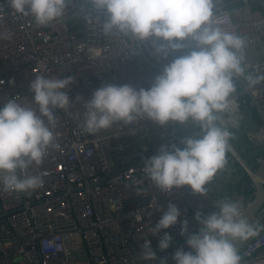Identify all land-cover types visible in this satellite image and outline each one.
Listing matches in <instances>:
<instances>
[{
	"label": "built area",
	"instance_id": "2783aa9c",
	"mask_svg": "<svg viewBox=\"0 0 264 264\" xmlns=\"http://www.w3.org/2000/svg\"><path fill=\"white\" fill-rule=\"evenodd\" d=\"M263 1L214 4L215 16L221 21L227 18V30L246 40L245 75L264 74ZM106 19L90 0H73L62 18L38 26L31 16L12 11L8 0H0V34L10 37L0 38V107L9 98L35 107L29 89L38 75L73 78L63 90L72 105L53 110L58 147L48 149L42 165L28 169L42 175V187L16 193L0 185V264H161V260L175 264L177 250L191 251L187 238L201 226L196 214L204 218L218 212L215 205L223 200L239 201L248 222L259 226L258 235L239 250L241 264H264V218L249 213L255 185L248 180L251 191L246 189L243 182L248 176L231 154L203 196L190 186L161 192L142 172L145 161L158 155L162 146L169 151L173 145L183 148L184 137L199 135L191 121L159 125L138 120L132 125L116 123L95 134L83 130V103L96 89L104 84L150 88L166 65L198 50L189 38L180 50L158 53L161 42L154 38L133 42L119 33L105 35L101 22ZM233 82L236 113L251 110L259 123L240 141L251 161L239 151L257 171L264 161V81L253 88L244 77ZM170 203L178 207L180 222L153 235L150 231L162 215L160 209L167 210ZM184 220L187 232L181 235ZM165 233L171 242L161 251L158 243ZM145 241H150L156 260L140 258Z\"/></svg>",
	"mask_w": 264,
	"mask_h": 264
},
{
	"label": "clouds",
	"instance_id": "9594fccd",
	"mask_svg": "<svg viewBox=\"0 0 264 264\" xmlns=\"http://www.w3.org/2000/svg\"><path fill=\"white\" fill-rule=\"evenodd\" d=\"M16 14L31 16L38 26H48L62 18L73 0H8ZM107 19L101 22L105 35L122 34L135 41H160L158 53L167 54L184 47L191 39L196 49L174 59L156 76L150 88L135 89L130 85L104 84L83 103V130L95 134L116 123L132 125L138 120H150L159 125L169 121L191 123L200 130L181 140L183 148L162 146L158 155L145 161L144 175L161 192L167 193L190 186L194 194L205 195L207 185L227 164L229 141L236 127V88L234 78L244 77L250 88L264 81V74L245 75L244 49L246 40L224 26L214 14L215 0H90ZM98 20L99 17H97ZM101 21V20H100ZM0 38H10L0 34ZM73 83L72 77L56 78L38 75L30 83L32 104L14 98L0 107V185L7 191L31 193L42 187L40 174L28 169L42 165L50 147L56 144L57 119L54 109L67 110L69 95L63 91ZM81 98L78 96L77 101ZM230 113V122L221 114ZM218 212L196 219L198 232L187 238L191 251L177 250L175 264H241L235 247L259 233L244 215L239 201L223 200L215 205ZM162 215L153 235L178 222L181 213L174 204ZM187 220L181 223V235L187 232ZM171 236L165 233L159 240L161 251L169 248ZM51 246V243L49 244ZM140 258L157 259L145 241ZM166 264V260H161Z\"/></svg>",
	"mask_w": 264,
	"mask_h": 264
},
{
	"label": "water",
	"instance_id": "95a60500",
	"mask_svg": "<svg viewBox=\"0 0 264 264\" xmlns=\"http://www.w3.org/2000/svg\"><path fill=\"white\" fill-rule=\"evenodd\" d=\"M232 116V115H231ZM223 117L224 121L230 122V117ZM235 121L237 122L236 127L231 128L229 126V131L233 133L232 139H230V151L231 154L239 163V165L246 172L248 179L243 182L248 191H251L249 188L247 181H251L255 185L256 195L255 198L249 208V213L257 214L258 220H262L264 218V161L262 165L259 167L257 171H254L249 164L245 162L239 150L235 147L234 141H243L246 133L251 132L253 130L258 129L259 123L254 117V113L251 110L241 111L235 114ZM195 129H198L196 127ZM227 155V154H226ZM248 219V216H246ZM247 241V240H246ZM246 241H237L235 243V247L239 251Z\"/></svg>",
	"mask_w": 264,
	"mask_h": 264
},
{
	"label": "rangeland",
	"instance_id": "374dc122",
	"mask_svg": "<svg viewBox=\"0 0 264 264\" xmlns=\"http://www.w3.org/2000/svg\"><path fill=\"white\" fill-rule=\"evenodd\" d=\"M234 143H235V146L239 149V151H241L245 155V157L247 158V160L250 162L251 161V158H248L247 157L249 153H248V151L242 149L241 142L240 141H234Z\"/></svg>",
	"mask_w": 264,
	"mask_h": 264
},
{
	"label": "crops",
	"instance_id": "0c3cea01",
	"mask_svg": "<svg viewBox=\"0 0 264 264\" xmlns=\"http://www.w3.org/2000/svg\"><path fill=\"white\" fill-rule=\"evenodd\" d=\"M263 6H264V1H263Z\"/></svg>",
	"mask_w": 264,
	"mask_h": 264
}]
</instances>
